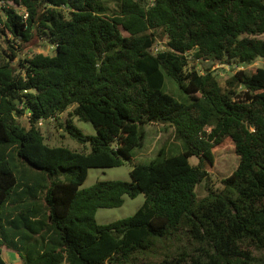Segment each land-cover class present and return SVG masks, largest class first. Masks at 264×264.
I'll list each match as a JSON object with an SVG mask.
<instances>
[{
  "label": "trees",
  "instance_id": "obj_1",
  "mask_svg": "<svg viewBox=\"0 0 264 264\" xmlns=\"http://www.w3.org/2000/svg\"><path fill=\"white\" fill-rule=\"evenodd\" d=\"M0 34L45 36L53 54L0 60V264H264V64L221 84L191 61L238 67L264 60V0H12ZM158 34L164 48L153 52ZM169 76L188 96L163 90ZM68 112L65 129L89 152L49 146L37 126ZM28 114L29 127L17 117ZM90 122L95 135L74 127ZM174 127L176 154L132 162L140 125ZM229 137L238 156L222 188L198 199L204 162ZM197 163L190 164L189 158ZM131 163L130 180L80 188L89 168ZM144 194L131 215L98 224V208ZM165 248L159 259L152 253ZM163 245V246H162ZM257 252V254H255Z\"/></svg>",
  "mask_w": 264,
  "mask_h": 264
},
{
  "label": "rangeland",
  "instance_id": "obj_2",
  "mask_svg": "<svg viewBox=\"0 0 264 264\" xmlns=\"http://www.w3.org/2000/svg\"><path fill=\"white\" fill-rule=\"evenodd\" d=\"M117 0H107L110 8L115 7ZM264 39V34L257 36ZM10 34H0V60L6 58L10 53L8 46L12 45L16 49L17 56L12 60L15 66L17 60L23 57H30L36 53L53 54V46L48 39L40 34L38 31H33L32 37L27 42L12 41ZM166 38L159 35L157 32V40L153 47V52L164 48ZM197 69L204 72L207 69H212L216 72L217 78L223 84L235 70L243 69L248 73L255 71L257 68L263 66L264 60L257 58L251 64H244L238 67H231L225 63H217L210 60L191 61ZM163 90L172 95L177 100L187 103L188 96L178 87V85L169 77L165 76ZM72 107L68 108L63 113L59 114L57 119L39 120L37 126L39 127L44 142L49 146H64L70 150L78 152H89V145L80 144L71 138L65 129V121L68 118V112ZM17 121L25 128L29 127L28 114H22L16 118ZM71 122L86 135H95L96 130L94 126L87 121L80 120L76 117L71 118ZM144 133L143 145L133 148L131 150L132 162L147 163L155 158L160 149H163L165 154H176L183 149V142L176 138L174 127L168 123L152 122L140 125ZM190 164H196L197 158L192 156L189 159ZM238 156L235 153L234 144L229 137L215 145L211 149L210 160L204 162V167L208 171V180L201 181L195 187V193L198 199L204 197L208 190L207 186L212 190H219L222 188L221 180L228 176L237 166ZM131 163L124 161L122 165L116 167L106 168H89L84 182L80 188H87L99 180H130ZM144 202V194L138 193L135 197H123V203L119 207L113 208H98L95 213V220L98 224H108L118 219L131 216ZM163 246V245H162ZM165 248L159 245L152 253L151 261L159 259ZM257 254V252L255 253Z\"/></svg>",
  "mask_w": 264,
  "mask_h": 264
},
{
  "label": "built area",
  "instance_id": "obj_3",
  "mask_svg": "<svg viewBox=\"0 0 264 264\" xmlns=\"http://www.w3.org/2000/svg\"><path fill=\"white\" fill-rule=\"evenodd\" d=\"M8 7H13L22 17L23 21L27 19L28 13L23 6L15 4L12 0H0V27L3 26L2 19L4 18V9Z\"/></svg>",
  "mask_w": 264,
  "mask_h": 264
},
{
  "label": "crops",
  "instance_id": "obj_4",
  "mask_svg": "<svg viewBox=\"0 0 264 264\" xmlns=\"http://www.w3.org/2000/svg\"><path fill=\"white\" fill-rule=\"evenodd\" d=\"M5 264H21L19 255L14 251H4L2 252Z\"/></svg>",
  "mask_w": 264,
  "mask_h": 264
}]
</instances>
